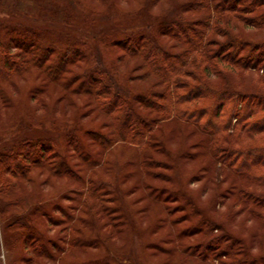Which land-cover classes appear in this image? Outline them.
<instances>
[{"label":"trees","instance_id":"16d2710c","mask_svg":"<svg viewBox=\"0 0 264 264\" xmlns=\"http://www.w3.org/2000/svg\"><path fill=\"white\" fill-rule=\"evenodd\" d=\"M158 1L151 0V5ZM40 3L38 0L37 5ZM188 4L199 12L198 18H178L183 5H175L164 19L157 17L158 20L144 21L143 27L134 26V32L119 39L111 34L114 31L123 33L125 25L114 21L101 25L97 20L95 27H82L72 23L73 18L77 21L81 18L71 13L64 15L68 22L58 23L49 19L41 22L44 27L61 32L68 28L75 30L73 27L77 25L76 30L84 33L79 40L84 41L76 47L62 45L39 30L21 32L6 27L8 31L3 36L7 42L2 41L3 37L0 39V84L12 80L14 73L36 68L44 79L34 85L29 95L38 98L43 91L48 92L47 95L53 96L52 101L70 97L73 108L70 117L76 123L65 133L64 130L52 134L41 132L31 138V132L25 133L30 135L24 134L14 144L4 147L0 155V177L5 178L7 173H12L23 178V182L31 179L34 187L52 176L76 182L79 187L72 190L76 196L66 195L81 199L85 205V216L80 220L89 224L92 220L89 214L93 212L100 227L106 229V239L114 241L112 246H117L116 251L109 249L97 260H72L74 256L78 257V250L72 251L71 258L64 257L66 253H63L60 255L62 264H152L156 259L159 264H215V260L224 253L226 258L221 264H264V254L252 253L250 243L239 235L236 237L229 229L223 230L222 223L208 211H203L200 214L202 218L191 227L180 228L175 219L171 221L169 218L173 207L165 203L167 199L172 200L170 198H176L189 210L200 213L194 197L182 187H170L167 195L163 196L164 188L168 190L169 187L164 185V180L180 183L175 168L180 164L178 160L193 157V154L187 156L188 151L181 148L166 149L172 136L170 124L182 123L201 136L199 145L203 153L200 155L207 157L206 166L214 175L215 184L221 187L224 182L221 179L217 182V174L220 173L221 178L226 177L230 183V187H226L228 192L236 195L237 204H242L244 210L260 219L264 229V91L238 86L228 79V71L256 68L264 72V39L244 38L235 35L231 29L233 24L264 27V9L256 15H248L249 11H244L247 7L256 10L264 6V0H189ZM81 8L83 13L88 10V22L108 16L96 9ZM58 12L61 15L62 7ZM3 17V21L28 23L19 16L4 13ZM165 26L180 40V52L170 51L160 39L159 33ZM140 41L148 46L145 58L154 57L150 65L162 79L159 83L161 88L154 90L155 97L153 90L142 95V102L152 109L148 115L137 111L134 102L139 94L115 73V68L111 67L113 60H109L106 53L99 56L97 52L99 49L100 53L102 45L108 44H122L128 52L127 44L133 43L138 47ZM248 45L251 49L243 56L242 50ZM84 46L87 50L83 49ZM13 47L19 51L13 53ZM78 68H83V72L76 73ZM47 87L50 90L46 91ZM58 90L61 96L56 95ZM42 99L48 103L44 96ZM116 107H120L122 113L119 122H116L118 114H114ZM91 111L101 118L99 128L93 121L89 126L80 122L82 114ZM90 138L98 141L100 152L91 148ZM120 144L115 149L118 154L111 158L114 162H110L111 152ZM69 145L80 152L79 163L66 159ZM127 145L134 147L135 151L123 158L121 149H127ZM54 156L65 159L56 164ZM166 165L170 171L165 169L164 172ZM127 179L130 180L128 184ZM135 190L138 200L147 198L138 207L125 201L126 193ZM26 195L27 192H22L16 204L24 203L29 198ZM131 199L136 200L135 197ZM57 205L59 202L54 198L27 214L21 211L8 216V227L16 228L9 237L10 242H22L21 249L31 250L30 255L21 251L22 259L32 262L36 258L45 260L44 256L55 255L61 246V234L48 235L44 227L48 218L54 220L52 208ZM8 206L4 205L2 212L5 213ZM163 206H167L164 208L167 213ZM143 209L149 210L152 218L145 228L139 225L140 220L135 215ZM72 218L60 221H65L67 228ZM196 230V236L192 238L190 233ZM82 232L83 241L78 244L68 241L72 247L77 244L81 248L96 246L106 250L101 236H94L84 229ZM201 233L203 235H199ZM115 237L120 238L119 245L115 244ZM229 237L233 242L226 244ZM255 238H258L257 234ZM34 253L36 255H32Z\"/></svg>","mask_w":264,"mask_h":264},{"label":"rangeland","instance_id":"374dc122","mask_svg":"<svg viewBox=\"0 0 264 264\" xmlns=\"http://www.w3.org/2000/svg\"><path fill=\"white\" fill-rule=\"evenodd\" d=\"M39 1L41 2L40 5H37L38 0H0V39L3 37V42H7L4 39L3 35H5V33L9 29H16L20 30L21 32L36 30H39L42 33L45 32L47 38L53 40L55 39L57 42L65 46L71 45L73 47H76V45H81L80 43L84 40H79V38L84 33L80 30H76L77 25L72 24L74 25L73 28L75 30L68 28L67 31L64 30L63 32L48 29L42 25L41 21L44 22L46 21V19L53 20L54 22L58 23L68 22L64 20V15L66 13L67 15L70 13L74 16L79 15V18H81L80 21L78 20V22L77 20H75V18H73L72 23H78V26L79 24H81L82 27L83 25L87 28L95 27L97 24V20L98 23L101 25H104L110 21L125 25L126 28L123 33H118V31H114L111 34V36L116 35V39L122 38L124 35L127 36V34L130 32H134L132 31L136 28L134 26L143 27L146 23L144 21L158 20V18H160V20L164 19V17L170 14V10L175 8V5H183V11L178 14V18L187 19L199 17V12L189 6V0H159L158 2H156L157 4L154 5H151V0ZM61 7L62 13L60 15L58 11ZM81 7H88L91 10L96 9L100 14L106 13L108 16L105 15L104 18L96 19L95 21L90 20L92 22L91 23L86 20L89 18L88 16H86L88 10L84 12V16V9H82ZM263 9L264 6H260L256 10L247 7L246 9L244 8V11H249L247 12L248 15H256L259 14ZM4 13L9 16L14 15V17H22L24 21L28 20V23L25 22V24H18L10 21H3L5 19L3 17ZM69 17L72 18V16ZM31 22H33L34 24ZM111 25L113 26V24ZM6 27L8 30H5ZM231 29L233 30L232 32L235 35L244 38H249L251 40L256 41L264 39V27H253L246 25L244 26L243 24H233L231 26ZM172 32L175 34L174 31H170V29L165 26L163 27V30L159 33V37L168 46L170 51L180 52V40H178ZM42 37L45 36L42 34ZM122 41H125V39H122ZM86 42L89 43V41L87 40ZM139 43H141V45L138 44V47L135 46V44L133 43L127 44V46H129L128 52L125 50V47L122 44H108L107 46L102 45V47H100V53L99 49H97V52L99 56L100 54L104 56V54L106 53L108 59L113 60L111 62V67L112 69L115 68V73L123 77V81L130 87H132L133 91L136 94H139V97L134 102V106L136 107L137 111H139L143 115H148L151 114L152 109L147 107L142 102L144 100L142 95H144L146 91L151 92L153 90L152 95L155 97L156 93L154 92V90H158V88L160 87L159 83L162 79L160 75L150 65V63H152V60H154V57L145 58V56H147L146 48L148 46L144 42L140 41ZM83 49L87 50L85 46ZM250 49L251 47L249 45L246 46L242 50L241 54L243 56H246ZM17 51H19L17 47L12 48L13 53H16ZM21 57L27 56L22 55ZM78 72H83V68H78L76 70V73ZM43 79V75L37 72L36 68H31L19 74L14 73L12 80L1 82L0 155L4 150V147L9 144H14L17 140L20 139L21 136L30 135L25 133L31 132V138L34 137L33 135H35L36 137L37 134L41 132L52 134L53 132H61L64 130L63 132L65 133L76 126V123H74L73 118L70 117V113L73 110L71 105L72 100L70 99V97H60L57 100L56 98H54L52 101L51 98L53 96L47 95L48 92H46L47 90H50L49 87H47V89L45 88L46 93H43V91L42 94L39 95V99L31 97L29 95V91L35 88L34 85L36 83H42ZM228 79L231 80L235 85L264 91L263 70L260 71L259 69L253 68L252 70L249 69L245 71H228ZM78 81L77 83H79ZM223 82L224 81H221V83ZM93 90L97 91V88H94ZM57 92L58 94L56 95L61 96V91L58 90ZM83 95L85 96V94ZM43 96L48 101V103L43 102ZM73 96H75V94ZM89 106L90 105L86 107L89 109ZM114 114H118L116 115V122H119L118 118L122 114L120 112V107H116V112ZM79 119L82 124H86L88 126L90 125L91 121L96 122V127L99 128L98 122L101 118L96 116L91 111L88 113L86 112L84 115L82 114V117ZM170 125L171 126H169V131H172V136L170 139H168L166 149L169 151L174 149L178 150L181 148L185 151H188L187 156H191L193 154V157H181L178 160L180 164H178L175 168L176 170H178L180 183L178 181L177 183H175L170 180H164V185L169 187L168 190L164 188L165 190H163V196L167 195L166 193L170 190V187H182L188 192V194L194 197V200H196L200 208V213H194L195 211L189 210L185 204H180V202H178L176 198H170L172 200L169 201L167 199L165 204H168L169 206L171 205L173 207H171L172 213L169 215L171 221L175 219L177 226L180 228L188 226L191 227L193 223H196L199 219L202 218V215L200 214L203 213V211H208L210 213V216L216 218L222 223L223 230L229 229L233 235H235L236 237L240 236V238H244L246 243H250V251L252 253L264 254V229L262 228V222L260 221V219L249 214L247 210H244L242 208V204H237L236 195H231V193L227 190L230 187V183L228 179L226 180V177L221 178L222 176L220 175V173L217 174L218 176H215L217 178V182H220V179L224 180V182L222 183L221 187H218L217 184H215L216 179L213 180L214 175H212V172L208 171V167L206 166L208 165L207 157L204 155H200L203 153V149L199 145V138L201 136L199 134L193 133V129L191 127L186 126L182 123H177L176 126L174 123ZM176 129L182 131L178 132ZM258 138H260V136ZM89 142L92 143V149H94L95 151L99 150L98 141H93L90 138ZM121 145L122 144L114 147L112 151L113 153L111 152L109 156L110 162H114V159L111 158L118 154L115 149H117ZM133 149L134 147L130 146H128L127 149H121V156L124 158V156L130 155L131 152L135 151ZM79 153L80 152H77L74 149L73 145H69L66 159L70 160L72 163H79ZM194 153L197 154L194 155ZM60 159L64 160L65 158H59L57 156H54L56 164L61 161ZM218 164L220 166V163ZM163 168L164 172L165 169L170 171L167 165ZM4 177L5 178L0 177V264H62L60 255L66 253L64 254V257L67 255L69 256V258H71L72 251L74 250H78V257L75 254L76 256H74V259L72 260H97L101 256H105L109 249L116 251L117 246H112L111 244L114 241L111 242L106 239V229L105 227H100V222L98 221L96 215L93 212L89 214L90 218L92 219L91 221L89 220V224L84 223L80 220L83 216H85L83 214L85 205H83L81 199L75 200L74 198H71L72 196H76L75 192H73L72 190H75L79 187V185L77 186L76 182L72 180H67L62 176H52L51 178H49V180L44 181L42 183H37L36 187H34L35 183H33L31 179H27L25 180L26 182H23V178L20 179L18 176L16 177L12 173H7ZM42 177L43 174L40 176V178L42 179ZM125 181L128 184L130 180L127 179ZM124 185L126 186V184ZM84 187L87 188V184H85ZM22 192H27L26 196L29 198H27L24 203L16 204V199L19 200L18 197L21 195ZM234 192L235 191L233 190V193ZM67 193L71 195V197L69 195H66ZM137 194V190L130 192V194L126 193L125 201L129 202V204L132 206L135 205L138 207L139 205H142L147 200V198H145V200H138L136 197ZM134 197L136 198V200L134 199L133 201V199L131 198ZM54 198H56V201L59 202V205L54 206V208H52V215L54 217V220L50 221L48 218V223L46 222V225H44V227L46 228L48 235L61 234V246L56 249L55 255L46 254L47 256H44L46 257L45 260L43 259L41 261H38V258H36V261L34 260V262H32L26 258L22 259L21 251H23L25 254H29L31 253V250L21 249L22 242H10L9 237L16 231V228H14V226L8 227V225L10 224V219L8 216L12 213L14 214L15 212L16 214H18L21 211H24V213L27 214L31 212L35 207L39 208L40 205H45L48 202L53 201ZM214 203H216L215 207H213ZM6 204L9 206L6 212L4 213L2 212V208ZM166 207L167 206H163V210ZM166 213H163V215H167ZM135 215L139 218L140 221H138V223L142 226V228L147 227L148 224L152 222L149 210L143 209L142 212H135ZM72 216L73 220L69 224L70 226L66 228V224H64V222ZM60 219L65 221L61 222ZM83 229L85 231L87 230V233H94V236H101L107 246L106 250L100 249L96 246H88L87 248H81L79 245H77L79 242L83 241ZM192 232L193 231H191L190 236L193 238V236H196L195 232H197V230L193 233ZM254 234H257L259 241L258 238H255ZM199 235L203 234L201 233ZM70 240H73V242L77 243L76 246H74L73 244L72 247L71 243L68 242ZM232 242L233 241L230 240L229 237L225 243L231 244ZM120 243V238L115 237V244L119 245ZM239 253L241 254V252ZM32 255L36 254L34 253ZM225 258L226 254L224 253L222 256H220V259L218 258L217 260H215V264H221V261ZM153 262L152 264H159L157 259L153 260Z\"/></svg>","mask_w":264,"mask_h":264}]
</instances>
